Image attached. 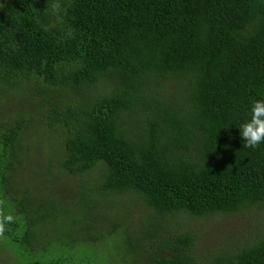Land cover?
Here are the masks:
<instances>
[{"label": "trees", "instance_id": "16d2710c", "mask_svg": "<svg viewBox=\"0 0 264 264\" xmlns=\"http://www.w3.org/2000/svg\"><path fill=\"white\" fill-rule=\"evenodd\" d=\"M51 2L0 0L6 244L28 264H84L100 240L40 235L68 221L40 186L23 193L36 167L48 191L90 176L119 200L98 243L110 256L121 238L129 264H264V144L239 131L264 100V0H61L59 18ZM42 134L58 154H39ZM215 217L236 221L232 240Z\"/></svg>", "mask_w": 264, "mask_h": 264}, {"label": "rangeland", "instance_id": "374dc122", "mask_svg": "<svg viewBox=\"0 0 264 264\" xmlns=\"http://www.w3.org/2000/svg\"><path fill=\"white\" fill-rule=\"evenodd\" d=\"M41 136L43 140L42 144L45 147L39 154L42 153L45 155L49 149L52 150V153H48V156L53 157L58 154L59 145L49 144V138L44 134ZM37 140L39 142L38 138ZM38 163L41 166L43 165L41 162ZM25 171H28L26 167L23 169V172ZM36 171V167H31V172L23 175V186L25 185L23 187V193H28L32 188L40 186L42 189L41 191H38V197H50L52 200L55 199L62 209V218L64 219L65 217V220L68 221L66 223L58 222L60 224H57L55 222L53 223L51 220V224L42 228L43 232L40 235H43L44 230H46L49 234L48 239L51 241L54 240V246L57 245V241H59V243H70L69 245H73V241L87 243L88 241L91 242L96 237H99L100 240L98 242L91 244L89 248L82 250L81 255L84 256L81 257L85 259L84 264H129L128 256L126 254V250H128L127 245L126 242H122L121 238L117 241L121 245V250H118V256L115 257L112 255L110 256V253L112 254V251L109 249L110 243L98 245V243L104 242V238L107 240L109 238V236H105V229H107L108 225L105 227L104 225L108 224L113 208L121 206L119 200L115 198L114 195L106 196L104 193H97L94 181L93 183L88 181L89 179H92L90 176L87 177L89 179L70 178V180L67 181L62 180L60 182L61 185H59L56 189H53L55 192H51V190L48 191L46 181L41 178ZM97 173V171H94L91 175L97 176ZM51 181L58 182V179H52ZM79 185H81V194L79 193V189H75L78 188ZM42 200L43 198H41V201ZM89 223H91V225L86 227ZM209 224L212 225L214 229L221 225L224 227L220 235L221 240L223 239L224 241L232 240V236L237 232L235 227L236 221L232 218L224 219L222 217H215L209 221ZM188 226H190L194 231H197V233H199V230L202 227H208L207 225L203 226L202 223L198 224L194 222H190ZM87 228L89 229L87 230ZM170 234L173 233L170 232ZM228 234H232L231 239L225 237ZM210 242L211 244L213 242L216 243L214 240ZM46 245L47 243L45 246ZM203 249L204 241H202L200 248H198L196 252L198 254H202ZM78 261L79 263L83 262L80 259L76 262L78 263ZM25 262V258L21 256L19 258V254L10 245L6 244V239L3 236L0 237V264H25ZM28 263L29 259L26 264ZM70 264L76 263L70 262Z\"/></svg>", "mask_w": 264, "mask_h": 264}, {"label": "clouds", "instance_id": "9594fccd", "mask_svg": "<svg viewBox=\"0 0 264 264\" xmlns=\"http://www.w3.org/2000/svg\"><path fill=\"white\" fill-rule=\"evenodd\" d=\"M48 7H50L52 14L56 15L58 18L63 13L61 0H52L50 5L48 4ZM239 131L244 141V147L257 149L264 144V100L253 101L251 117L241 125ZM4 203L3 200H0V208L3 207ZM13 222H15L14 216L5 215L0 211V237H2L6 231L5 225Z\"/></svg>", "mask_w": 264, "mask_h": 264}]
</instances>
